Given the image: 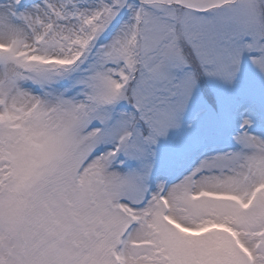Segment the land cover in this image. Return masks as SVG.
Returning a JSON list of instances; mask_svg holds the SVG:
<instances>
[{"label": "snow or ice", "instance_id": "6c2138e0", "mask_svg": "<svg viewBox=\"0 0 264 264\" xmlns=\"http://www.w3.org/2000/svg\"><path fill=\"white\" fill-rule=\"evenodd\" d=\"M0 264H264V0H0Z\"/></svg>", "mask_w": 264, "mask_h": 264}]
</instances>
